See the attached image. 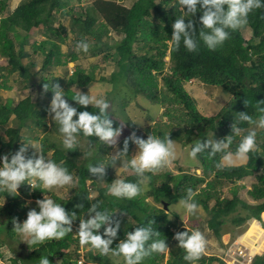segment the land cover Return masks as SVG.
<instances>
[{"label": "trees", "instance_id": "16d2710c", "mask_svg": "<svg viewBox=\"0 0 264 264\" xmlns=\"http://www.w3.org/2000/svg\"><path fill=\"white\" fill-rule=\"evenodd\" d=\"M21 1L12 9L11 0H0V53L4 56L0 59V71H18L26 82L25 87L44 88L50 98L57 90H63L68 101H72L68 95L77 94L72 87H88L97 80L96 72L102 66L101 59L113 58L118 69L109 77L101 76L100 79L115 84L120 77H125L127 84L122 86L121 90L126 93L130 91L134 97L146 96L151 102L161 104L164 107L162 116L166 117L168 122L162 120L157 127L140 131L133 126V122L123 121L108 108L107 118L112 121L114 129H119L118 134L111 141H102L96 136L86 137L82 133L76 134L77 137L89 140L90 144L97 148L93 156L81 160L83 151L77 144L72 149H66L62 143L50 139L48 132L53 127H50L47 121L50 105L45 104L41 96L34 100L32 95H28L18 101L8 97L7 102L2 101L0 97V127L6 126L14 115L13 126L6 127L5 131L0 129V158L9 152L11 154L7 157L11 159L21 146L27 148L25 142L28 138L21 142L24 139L23 131L31 129L32 125L38 126L45 133L42 138L43 153L52 150L49 160L67 167L74 178V183L65 196L39 188V185L32 188L28 181L20 186L15 195L0 192V200H6L5 203L0 202V258L4 256L1 249L7 244L16 254L11 259V264H40L44 257L49 259L50 264H113L108 253L101 254L99 250L91 247L87 248L84 255L87 260L82 261L83 245L79 240V229H74L73 222L81 223L94 216L95 212L90 209L95 205L96 211L109 210L107 224L96 230L102 236L105 227H116L119 223L117 235L109 245L111 251L118 249L119 244L127 239L128 233L149 225L153 229V235L145 244L146 250L152 242L159 239L164 241V251L153 253L138 264H164L166 255V264H227L217 254H202L198 260L185 259V250L180 246L177 234H191L194 230L186 227L185 222L179 223V220L184 221L185 217L175 210L170 213V209L187 198L188 189H192L196 194L193 201L198 206H203L211 215L207 224L211 236L220 242L225 231L224 226L227 224L225 221L239 208L257 220L264 218V141L260 140L264 139V129L256 130L258 150L250 153L246 162L236 161L234 166L217 168L222 154L210 157L209 144L203 153L197 155L196 165L202 170L201 175L191 172L175 174L171 171L162 172L160 169L146 173L150 177L146 183L147 187L144 184L141 194L131 200L112 196L108 188L114 183L111 169L117 156L129 162L135 157L137 144L128 139L133 132L144 139L150 135L163 138L169 134L170 139L193 147L198 139L206 138L209 132L221 130L219 134L223 136L224 141L232 138L231 150L236 149L242 138L236 131H244L247 135L252 127L248 122L240 120V114L247 113L257 119L259 113L255 105L258 101H264V8L255 9L250 13L246 25L234 31L230 30L231 35L222 46L209 50L200 37L201 31L206 29L200 20L204 10L199 5L195 13L189 12L180 0H133L130 5L125 4L124 0H94L79 10L70 7L67 13L72 19L71 30L77 33L76 44L81 40L88 42V52L98 57L100 62L96 60L90 65V70L77 63L74 72L67 78H50L43 74L38 85L34 82L36 75L32 73L36 62L34 59L29 62L23 60L27 57L26 45L34 28L45 26L47 29L46 38L35 41L31 47L33 53H42V69L67 65L69 62H77L79 58L78 49L64 51L57 42H64L67 38V34H63L66 33L65 26H54L56 13L65 11L69 0ZM223 7L227 10V5ZM179 18H183L186 24L192 22L189 32L200 42L198 52L187 51L183 46V38L179 49L173 46V25ZM246 27H250L253 32L249 39H246L242 32ZM113 32L119 36L115 44L111 43L115 37L111 34ZM89 36L93 37V42ZM3 76L6 75L2 73L0 79ZM6 79L0 82V89L10 87ZM62 79L68 83L64 89L61 86ZM194 79H199L207 85L221 86L232 96L230 104L214 116L201 113L195 98L185 88V83ZM160 81L163 83V89ZM126 95L125 97L129 96ZM126 101L129 102L128 98ZM75 108L78 113L85 110L99 113V109L93 104L83 106L76 102ZM126 140L128 148L125 153ZM117 145L120 148L119 154L109 155L110 150ZM27 158L37 157L33 152H28ZM106 159L108 161L104 168ZM89 165L103 167L105 171L103 174L92 173L89 171ZM252 176L254 179L249 194L255 203L241 198L240 187L237 186L231 189V196L222 197V187L226 182L236 184ZM123 179L136 182L139 178L132 170ZM91 187L97 191L95 197H91ZM46 192L65 208L70 218V224L66 227H70L71 231L63 239L53 238L32 245L16 231V227L17 224H23L31 210L40 211L37 201L45 199ZM30 197L36 201L28 203L27 198ZM212 200L215 201L213 205ZM165 204L169 206L167 209ZM248 215H238L231 220L234 224L241 225L248 220ZM262 229H258L251 239L254 244L264 234ZM8 240H15L16 244H11ZM263 243L264 240L258 246V257L254 264H264V252L261 247Z\"/></svg>", "mask_w": 264, "mask_h": 264}, {"label": "clouds", "instance_id": "9594fccd", "mask_svg": "<svg viewBox=\"0 0 264 264\" xmlns=\"http://www.w3.org/2000/svg\"><path fill=\"white\" fill-rule=\"evenodd\" d=\"M180 3L187 6L188 11L191 13L197 11L198 5L204 10L200 20L206 31H201L200 37L209 50H216L219 46H222L229 39L230 30L234 31L246 25L250 13L255 9L264 8V0H180ZM224 5H227V10L224 9ZM173 27L172 41L176 49L181 47L183 38V46L187 51H199L200 42L189 32V29L192 28L191 21L186 24L183 18H179L175 21ZM76 47L87 52L89 44L81 40L77 42ZM74 70L75 66L72 73ZM56 87L59 88V85ZM45 88H47V85H45ZM73 98L83 106L93 104L94 107L99 109V113L95 114L87 110L78 113L75 107L70 106L61 91L57 90L55 92L51 101V110L55 113L54 119L58 122L59 131L64 136L63 145L66 149H72L76 146L78 143L76 134L82 133L86 137L96 136L102 141H111L118 134L119 129H114L112 121L107 118L106 109L109 107V102L106 98L79 93ZM255 107L257 113H259L257 119L247 113H241L239 118L241 121L264 129V101H258ZM74 116H78V118L73 119ZM237 133L239 134V130H237ZM256 137L257 132L255 130L249 131L247 135L240 139L235 150H231L230 147L233 143L232 138L218 143L197 142L191 148L189 155L192 158L197 157L211 143V152L208 155L215 157L218 153L222 154L221 161L216 165L217 168L234 166L236 161L246 162L249 159V154L258 150ZM128 139L134 141L139 147L138 154L130 160V168L139 179L136 182L125 179L117 180L108 188V191L118 199L131 200L141 194L143 191L142 186L149 181L150 177L146 173L161 169L174 158L175 145L169 138V134L163 138L150 135L147 139H144L133 132ZM29 142L37 147L35 142L31 140ZM127 148L128 140L125 141V153ZM26 150L25 146H21L12 155L11 159L7 156L2 158L0 192L15 195L25 181H29L32 188H37L39 185V188L42 187L49 191L53 188H63L74 183L73 175L67 167L54 160L46 162L43 156L26 159L24 155ZM88 167L92 173L103 174L105 171L103 167H93L91 165ZM195 195L192 189H188L187 198L179 202L188 213H194L198 207L193 201ZM27 199L29 201V198ZM37 203L40 211L31 210L23 224H17L16 231L22 237H27V242L32 245L53 238L56 240L63 239L71 231L70 227H66L70 224V218L65 208L52 198H45L37 201ZM90 211L95 212V215L81 222L78 233L80 243L90 245L91 248L99 250L101 254H107L110 251L109 245L112 244V238L117 235L119 223L116 227L110 225L105 227L102 236L96 230L107 224L109 210L96 211V206L93 205ZM152 235L153 229L150 225L137 228L134 232L128 233L127 239L119 244L118 249L114 250L113 254L122 255L125 264H138L145 257L164 251L166 245L160 239L152 242L146 250L145 244ZM105 236L107 238H104ZM177 238L180 240V246L185 250V259L198 260L204 253L206 239L200 231H192L191 234L188 232L179 233ZM40 264H50L49 259L47 257L42 258Z\"/></svg>", "mask_w": 264, "mask_h": 264}, {"label": "rangeland", "instance_id": "374dc122", "mask_svg": "<svg viewBox=\"0 0 264 264\" xmlns=\"http://www.w3.org/2000/svg\"><path fill=\"white\" fill-rule=\"evenodd\" d=\"M12 1V7L15 8L18 3L21 0H11ZM28 1V0H22L21 3ZM94 0H69V6L65 8V11L57 12L56 16L57 19L54 22V26L59 27L60 24H63L66 28L67 38L64 42H61L57 40V42L61 45L62 49L64 51H68L72 48L78 49L76 44V36L77 33L73 32L71 30L72 28V19L71 16L67 13L69 11L70 7H74L75 9L79 10L81 7L88 6L93 2ZM125 4L130 5L133 0H124ZM17 3V4H16ZM45 26H40L38 28H34L32 30L31 36L28 38V42L26 45V52H28L27 57H25L23 60L25 62H29L32 59L36 62V66L32 68V73H34L36 76L34 78V82L39 85L38 82H40L41 76L46 74V77H52V78H67L72 74V70L74 69V66L76 64H80L82 67L86 68L87 70H90V65L95 63L96 60H99L98 57L92 56L90 52H81L79 51V58L77 62H69L67 65H54L47 67V69H42V62H43V55L41 52L33 53V50H31V47L35 41L39 42L40 40H43L46 38L45 32H46ZM243 35L246 39H249L252 37L253 32L250 27H246L242 29ZM112 35H115L114 32L111 33ZM119 36L115 35L114 38H112L111 43L115 44L117 42V39ZM89 39L93 42V37L89 36ZM75 46V47H74ZM115 50V49H114ZM112 50V52H114ZM4 58V56L0 53V59ZM167 59L169 58L166 57ZM102 60V66L101 68H98L96 74H97V80L91 83L86 88H81L79 86L74 85L72 89L76 91L79 94H90L96 97H103L106 98L109 102V110L121 118L125 122H133L136 126V128L140 131L145 129H153L161 124L162 120L167 121L166 117H163V111L164 107L161 104H155L150 101L146 96L138 95L137 97H134L130 93H126L124 90H121V87L126 85V78L120 77L119 80L113 84L109 81H104L101 78V76H107L109 77L114 70H117L118 67L115 63V61L112 59H101ZM100 62V60H99ZM76 68V67H75ZM4 74L6 76L1 77L2 79H6L7 84L10 86L8 88H1L0 89V97L2 101H6L9 97L11 100H20L22 98H25L28 95H32L34 97V100H37L40 96L43 98L44 103L47 105H50V109L47 115V121L49 123V126H53L52 129L48 132V135L51 140L58 141L62 143L63 145V134L59 131V125L58 122L54 119L55 113L51 110V101L52 98L48 97L46 95V90L41 87H36L34 89H31L26 86V82L22 80V77L19 75L18 71H10V69H6L5 71H0V75ZM0 79V82H4V80ZM61 86L62 89L68 86V83L66 80L62 79ZM32 82H28V84H31ZM161 89H163V83L160 81ZM185 88L189 91V93L195 98L196 103L198 105V109L201 113L207 116H214L217 115L224 107L228 106L231 102L232 96L226 92L221 86H215V85H207L200 81L199 79H194L189 82L185 83ZM130 90V89H129ZM41 93H40V92ZM63 93V90L61 91ZM126 94H129L128 97ZM64 95V94H63ZM69 98L72 99V101H68L67 97L64 95V98L68 101L70 106L75 107L76 100L73 98L75 95H68ZM128 98L129 102L126 101ZM7 102V101H6ZM138 102V104H137ZM125 109V110H124ZM125 113H127L125 115ZM124 114L126 118L124 117ZM13 118L14 115H12L11 119L7 123L6 126L0 127L1 131H5L6 127L13 126ZM78 116H74L73 119H77ZM168 122V121H167ZM31 129H25L23 131L24 139L21 140V142H25V138H28V141H26V145L28 146L26 149V152L24 153L26 159L28 157V152H33L35 157L39 158L40 156H43L45 158V161H49L50 156L52 154V150H50L48 153L44 154L42 151V138L45 136V133H43V130L41 127L38 126H31ZM135 128V127H134ZM252 130H260L256 125H252L250 128V131ZM221 132V130L219 131ZM219 132H209L207 137L204 139H198L196 141L200 143H218L220 141H224V138L222 135L219 134ZM240 137L245 136L244 131H239ZM78 143L77 145L80 147V149L83 151L82 156L80 159L85 160L87 157L93 156L94 151L97 149L95 145L90 144V141L85 138L77 137ZM29 140L36 143L37 147H34L32 143L29 142ZM175 145V156L173 159L170 160V162L162 167L160 171L167 172L171 171L175 174H181V172H191L195 173L196 175H201L202 170L197 168L198 164V158H192L189 153L191 151V146H185L182 144V142H179L177 140L171 139ZM262 142L264 139H260ZM210 143V144H211ZM120 152L119 145L112 148L109 152V155L111 156H117ZM139 152L138 145H135V155L136 156ZM11 153L7 152L6 156L10 155ZM135 158V157H133ZM108 159V158H107ZM106 163L103 164V167H106ZM129 161L125 158H120L117 156L116 161L112 164L111 173L114 176V183L117 180L123 179L127 174L131 173L132 170L129 168ZM3 165V159L0 158V167ZM254 177H250V179L238 181L236 184H232L230 182H226L224 184L223 188V194L222 197H229L231 196V189L233 187H240L239 188V196L245 200H247L250 203H255L256 201L252 197L251 194H249V190L251 189V184ZM29 182V181H28ZM104 182V181H103ZM113 183V184H114ZM147 183V182H146ZM145 183V186L147 187V184ZM30 184V182H29ZM31 185V184H30ZM72 185L64 186L63 188H53L51 191L55 192L59 195L65 196L69 193V188ZM203 186H205L203 184ZM92 188V187H91ZM237 190V189H236ZM32 193V191H31ZM97 195V191L95 189H91V197H95ZM45 198H52L51 194H44ZM33 199V198H32ZM31 197L29 198L28 203L36 200H32ZM53 199V198H52ZM5 199L0 200L1 203H5ZM180 202V201H179ZM176 203L172 206L170 209V213L172 211H178L180 214L185 217L184 221L179 220V223L185 222V225L188 227H191L194 231H200L206 239V248L203 253V255L207 256L212 254L222 255L224 252V248H226L227 244H229L231 241H233V244H237L240 242L239 240L249 244L250 248L253 250L254 253L259 252L258 246H260L262 240H264V234L260 236L259 240L254 244V242L251 241L253 236L255 235L256 231L260 229L261 227L264 230V218L262 217L261 220H257L256 218L251 217L248 215V213L242 208H239L236 212L230 214L228 216V219L225 221L227 224L225 227V232L222 236V242H224L226 245H222V242H220L216 237H212L211 233L209 232L208 228V219H210L211 215L203 208V206L199 205L194 213H188L186 209L180 204ZM34 203V202H33ZM215 203L214 200L211 201V205ZM238 215H248V220H246L243 224L238 225L234 224L232 222V218ZM81 223H75L73 222L74 229H80ZM25 239H28L27 237H24ZM16 240V239H15ZM15 240H8L11 244H16ZM89 245H83V253H82V261L85 262L87 260L84 259V255L87 252V248H90ZM263 247L264 252V243L261 245ZM3 257L0 258V264H11V259L16 256L14 252L10 250L7 244H5L2 247ZM76 255V253H75ZM74 255V257H75ZM18 256V255H17ZM108 256L113 264H125L124 257L122 255H115L113 254V251H109ZM77 257V255H76ZM223 257V256H222ZM167 255L166 259L164 261V264H166L167 261ZM199 264V263H196ZM212 264H219L218 262H213Z\"/></svg>", "mask_w": 264, "mask_h": 264}, {"label": "bare ground", "instance_id": "6f19581e", "mask_svg": "<svg viewBox=\"0 0 264 264\" xmlns=\"http://www.w3.org/2000/svg\"><path fill=\"white\" fill-rule=\"evenodd\" d=\"M76 55V54H75ZM74 58V57H73ZM41 85V84H40ZM168 205V204H167ZM169 207V206H168ZM167 209V208H166ZM186 226V225H185ZM188 227V226H186ZM191 228V227H188ZM223 241V240H222ZM240 242H238L237 244H233L234 242L231 241L229 244H227L226 248H224V252L222 253L221 257L223 258V260L227 263L230 264V260L232 259L229 255V253L232 251V248H242L245 249L246 247H251L249 244L239 240ZM223 245H226L224 242H222ZM252 248V247H251ZM251 256H253V262L252 264H254V262L256 261L257 257H258V253H254L252 249L247 248L245 249ZM220 256V255H219Z\"/></svg>", "mask_w": 264, "mask_h": 264}, {"label": "built area", "instance_id": "2783aa9c", "mask_svg": "<svg viewBox=\"0 0 264 264\" xmlns=\"http://www.w3.org/2000/svg\"><path fill=\"white\" fill-rule=\"evenodd\" d=\"M232 258L229 262L230 264H252L253 256H251L245 249L242 248H232L229 253Z\"/></svg>", "mask_w": 264, "mask_h": 264}, {"label": "water", "instance_id": "95a60500", "mask_svg": "<svg viewBox=\"0 0 264 264\" xmlns=\"http://www.w3.org/2000/svg\"><path fill=\"white\" fill-rule=\"evenodd\" d=\"M137 104H138V102H137ZM165 208H168V205L167 204H165Z\"/></svg>", "mask_w": 264, "mask_h": 264}, {"label": "crops", "instance_id": "0c3cea01", "mask_svg": "<svg viewBox=\"0 0 264 264\" xmlns=\"http://www.w3.org/2000/svg\"><path fill=\"white\" fill-rule=\"evenodd\" d=\"M12 9H13V7H12Z\"/></svg>", "mask_w": 264, "mask_h": 264}]
</instances>
